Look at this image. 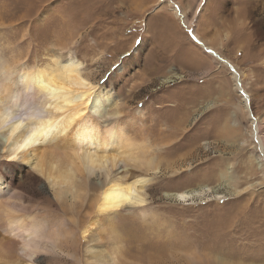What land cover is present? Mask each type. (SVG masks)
Segmentation results:
<instances>
[{
  "label": "rangeland",
  "instance_id": "374dc122",
  "mask_svg": "<svg viewBox=\"0 0 264 264\" xmlns=\"http://www.w3.org/2000/svg\"><path fill=\"white\" fill-rule=\"evenodd\" d=\"M16 1L0 0L5 57L14 50L30 65L44 66L71 49L93 72L91 79L117 99L129 129H145L166 172L149 191L145 216L139 209L122 211L112 235L110 226L96 229L102 242L81 232L95 212L97 182L86 181L87 192L77 200H60L47 184L32 183L29 168L18 173L14 191L28 214L71 238L63 243L68 253L46 255L45 264H86L90 255L105 254L101 245L117 242L114 264H264V161L257 164L258 144L231 70L190 32L236 65L264 135L261 1L36 0L15 10ZM172 73L184 78L165 83ZM21 165L0 159V175ZM198 187L211 193L186 202L168 196Z\"/></svg>",
  "mask_w": 264,
  "mask_h": 264
},
{
  "label": "bare ground",
  "instance_id": "6f19581e",
  "mask_svg": "<svg viewBox=\"0 0 264 264\" xmlns=\"http://www.w3.org/2000/svg\"><path fill=\"white\" fill-rule=\"evenodd\" d=\"M259 1L264 8V0ZM35 3L36 0H17L13 8ZM3 4L0 3L2 28L5 25ZM190 32L194 41L231 70L234 88L241 96L240 106L251 121V137L258 144L259 164L264 161V135L260 133L259 119L253 116L251 97L243 86L241 74L232 61L224 59L197 32L193 29ZM257 35L259 31L255 38ZM250 38L247 34L242 41L251 48L254 44ZM257 44V50L263 47ZM66 50L65 55L51 56L44 66L30 65L27 57H15L14 50L11 56L5 57L4 49L0 50V159L23 164L0 175V264H45L46 255L61 259L69 251V247H63L64 242L70 244L68 234L63 236L58 230H46L38 216L28 214L23 198L15 193V178L26 168L31 172L32 183L47 184L60 200L67 195L72 200L80 198L87 192L86 181L97 182L95 212L81 229L82 238L88 241L95 238L92 234L96 229L103 227L110 226L112 235L122 211L139 209L143 210L142 217L145 216L149 191L160 175L166 173L163 160L157 158L156 146L149 141V135L145 136V129L134 132L132 127L129 129L123 122L117 99L91 79L93 72L71 49ZM182 78L183 75L172 73L164 82ZM232 116L235 126L234 112ZM171 167L168 165L167 170ZM208 193L211 192L206 187H198L168 196L186 202L204 198ZM96 239L102 242L106 238L96 234ZM120 244H111V248L101 245L105 254L90 255L92 259L86 264H114Z\"/></svg>",
  "mask_w": 264,
  "mask_h": 264
},
{
  "label": "snow or ice",
  "instance_id": "6c2138e0",
  "mask_svg": "<svg viewBox=\"0 0 264 264\" xmlns=\"http://www.w3.org/2000/svg\"><path fill=\"white\" fill-rule=\"evenodd\" d=\"M180 199H181V200H183V199H184V197H183V196H181V197H180Z\"/></svg>",
  "mask_w": 264,
  "mask_h": 264
}]
</instances>
